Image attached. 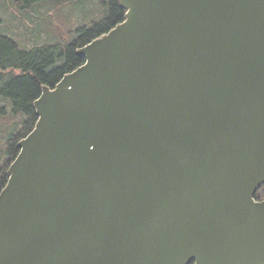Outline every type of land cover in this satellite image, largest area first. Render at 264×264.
Segmentation results:
<instances>
[{"label":"water","instance_id":"water-1","mask_svg":"<svg viewBox=\"0 0 264 264\" xmlns=\"http://www.w3.org/2000/svg\"><path fill=\"white\" fill-rule=\"evenodd\" d=\"M119 6L33 103L0 264H264V0Z\"/></svg>","mask_w":264,"mask_h":264},{"label":"trees","instance_id":"trees-1","mask_svg":"<svg viewBox=\"0 0 264 264\" xmlns=\"http://www.w3.org/2000/svg\"><path fill=\"white\" fill-rule=\"evenodd\" d=\"M0 6L9 18L0 31V163L7 157L1 191L19 140L37 121L33 103L42 85L54 86L83 64L76 50L120 22L123 10L118 0H0ZM256 199H264V185Z\"/></svg>","mask_w":264,"mask_h":264},{"label":"rangeland","instance_id":"rangeland-1","mask_svg":"<svg viewBox=\"0 0 264 264\" xmlns=\"http://www.w3.org/2000/svg\"><path fill=\"white\" fill-rule=\"evenodd\" d=\"M2 12H3V11H2L1 6H0V31H1V32H2V30H3L4 28L8 27V25H7L8 22H7V21L9 20L8 16H7V15H4ZM10 20L13 21L12 17H11ZM2 27H3V28H2ZM4 109L6 110V107H4ZM20 140H21V139H20ZM20 140H19V141H20ZM6 159H7V157H5L4 160L1 161L0 165H2L3 162H4Z\"/></svg>","mask_w":264,"mask_h":264},{"label":"flooded vegetation","instance_id":"flooded-vegetation-1","mask_svg":"<svg viewBox=\"0 0 264 264\" xmlns=\"http://www.w3.org/2000/svg\"><path fill=\"white\" fill-rule=\"evenodd\" d=\"M118 5H119V0H118ZM119 7H120V6H119ZM120 8H121V7H120ZM121 10H123V9L121 8ZM124 14H125V11L123 10V16H122V20H121V21H123V19H124ZM121 21H120V22H121ZM120 22H116V23H114V25H113L111 28H113L115 25H117V24L120 23ZM111 28H109L108 30H110ZM108 30H107V31H108ZM107 31H106V32H107Z\"/></svg>","mask_w":264,"mask_h":264}]
</instances>
